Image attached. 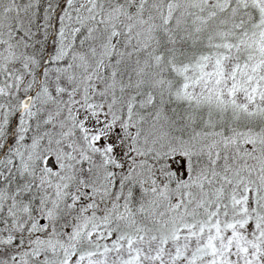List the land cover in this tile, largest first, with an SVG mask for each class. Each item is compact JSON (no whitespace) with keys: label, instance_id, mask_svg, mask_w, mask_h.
<instances>
[{"label":"snow or ice","instance_id":"snow-or-ice-1","mask_svg":"<svg viewBox=\"0 0 264 264\" xmlns=\"http://www.w3.org/2000/svg\"><path fill=\"white\" fill-rule=\"evenodd\" d=\"M0 264H264V0H0Z\"/></svg>","mask_w":264,"mask_h":264}]
</instances>
